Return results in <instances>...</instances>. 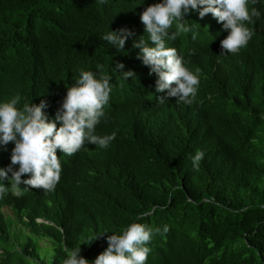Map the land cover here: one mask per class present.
Listing matches in <instances>:
<instances>
[{
  "label": "trees",
  "instance_id": "obj_1",
  "mask_svg": "<svg viewBox=\"0 0 264 264\" xmlns=\"http://www.w3.org/2000/svg\"><path fill=\"white\" fill-rule=\"evenodd\" d=\"M155 2L0 0V102L19 94L22 108L45 99L52 118L88 69L111 77L96 132L115 133L107 148L85 144L70 156L57 150L62 170L53 191L21 183L22 195L10 190L0 199V264H63L78 246L91 262L107 247L105 237L131 222L160 229L146 264H264V0L249 4L260 16L235 54L221 53L227 31L210 13L185 17L197 38L180 33L166 46L189 70L199 69L198 91L191 103L173 97L163 104L156 74L132 46L147 38L140 13ZM122 27L135 33L124 49L103 39ZM117 62L136 77L124 79ZM12 147L0 149V166L10 163ZM197 150L204 157L194 168Z\"/></svg>",
  "mask_w": 264,
  "mask_h": 264
},
{
  "label": "clouds",
  "instance_id": "obj_2",
  "mask_svg": "<svg viewBox=\"0 0 264 264\" xmlns=\"http://www.w3.org/2000/svg\"><path fill=\"white\" fill-rule=\"evenodd\" d=\"M255 2L157 0L140 13L147 38L142 35L133 39L132 46L139 49L137 58L149 67V73L157 76L156 92L164 93L157 96L159 103L163 104L173 97L178 102L191 103L198 91L199 69L196 72L189 70L176 48L166 46V41L176 40L180 33L190 32L193 40L197 38L198 32L193 25L185 23V17L193 11L200 18L210 13L227 31L226 37L220 41L221 53L226 50L235 54L248 44L254 34L248 24L254 22L253 17L260 16L256 8H249V4ZM134 36L131 29L122 27L108 31L103 39L115 48L124 49L126 41ZM100 67L97 65L98 69ZM114 68L120 70L124 79L136 77L132 69L124 70L122 62H117ZM110 80L108 75L98 76L93 71L82 70L73 86L67 88L52 118L43 111L48 107L44 100L38 104L24 102L21 108L18 105L22 97L16 94L8 101L0 102V149L6 150L9 142L13 144L10 163L0 166V199L10 190L17 197L22 195L21 183L30 188L53 191L62 170L57 150L70 156L85 144L100 148L109 146L115 133L101 136L97 134L96 126L106 116L105 106L109 103L112 90ZM203 157V150H197L191 156L194 168H198ZM24 174L30 175L22 179ZM158 231L160 229H153L145 223L131 222L120 234L111 233L105 237L107 247L94 261L90 262L82 256L78 246L68 253L63 264H146L151 251L149 242L154 232ZM164 231H167V226ZM102 233L109 232L97 234L91 242Z\"/></svg>",
  "mask_w": 264,
  "mask_h": 264
},
{
  "label": "bare ground",
  "instance_id": "obj_3",
  "mask_svg": "<svg viewBox=\"0 0 264 264\" xmlns=\"http://www.w3.org/2000/svg\"><path fill=\"white\" fill-rule=\"evenodd\" d=\"M141 31H142V30H141ZM143 31H144V30H143ZM140 34H141V33H140ZM138 35H139V34H138ZM144 35H145V34H144ZM146 35H147V34H146ZM139 36H140V35H139ZM135 39H137V38H135ZM196 52H197V51H196ZM196 52H195V53H196ZM195 53H194V54H195ZM191 54H192V53H191ZM186 56H187V55H186ZM195 56H196V55H195ZM135 59H136V58H135ZM135 59H134V61H135ZM138 61H139V60H138ZM138 61H137V62H138ZM251 61H252V60H251ZM135 62H136V61H135ZM137 62H136V65H138ZM140 63H141V62H140ZM192 63H193V62H192ZM141 64H142V63H141ZM187 64H188V63H187ZM199 65H200V64H199ZM210 65H211V63H210ZM219 65H220V63H219ZM212 66H213V65H212ZM217 66H218V65H217ZM188 67H189V66H188ZM240 67H241V66H240ZM85 69H86V68H85ZM190 69H191V68H190ZM193 69H194V68H193ZM193 69H192V70H193ZM197 69H198V68H197ZM206 69H207V67H206ZM79 70H80V69H79ZM87 70H88V69H87ZM42 72H43V71H42ZM80 72H81V71H80ZM80 72H79V73H80ZM38 74H39V73H38ZM75 76H76V75H75ZM76 77H77V76H76ZM36 79H37V77H36ZM1 81H2V80H1ZM43 82H44V81H43ZM71 84H72V83H71ZM73 84H74V83H73ZM117 85H118V84H117ZM0 88H1V87H0ZM51 88H52V87H51ZM40 94H41V93H40ZM42 95H43V94H42ZM157 95H158V96H163L164 93H157ZM39 96H40V95H39ZM144 96H145V95H144ZM45 97H46V96H45ZM43 98H44V96H43ZM40 99H41V97H40ZM42 100H43V99H42ZM44 100H45V99H44ZM97 132H98V131H97ZM100 132H101V131H100ZM98 133H99V132H98ZM47 195H48V194H47ZM28 206H29V205H28ZM38 206H39V205H38ZM36 208H37V207H36ZM2 212H3V211H2ZM178 212H179V211H178ZM27 214H28V213H27ZM23 215H24V214H23ZM0 220H1V219H0ZM51 220H52V219H51ZM3 221H4V220H3ZM1 222H2V221H1ZM37 222H42V220H37ZM113 222H114V221H113ZM50 223H51V222H50ZM49 228H50V226H49ZM9 230H10V229H9ZM0 231H1V229H0ZM13 232H14V231H13ZM14 233H15V232H14ZM16 233H17V232H16ZM1 235H2V233H1ZM6 235H7V234H6ZM8 236H9V235H8ZM6 237H7V236H6ZM15 237H16V236H15ZM8 243H9V242H8ZM36 243H37V242H36ZM68 243H69V242H68ZM68 243H67V244H68ZM67 244H66V245H67ZM70 244H71V241H70ZM38 245H39V244H38ZM68 246H69V245H68ZM27 248H28V247H27ZM94 260H95V259H94Z\"/></svg>",
  "mask_w": 264,
  "mask_h": 264
},
{
  "label": "rangeland",
  "instance_id": "obj_4",
  "mask_svg": "<svg viewBox=\"0 0 264 264\" xmlns=\"http://www.w3.org/2000/svg\"><path fill=\"white\" fill-rule=\"evenodd\" d=\"M3 214L6 216V218H8L9 216H12V212L8 208H5L3 210ZM19 229L20 228H18V230ZM21 234L24 235L25 233L22 231ZM39 244H40V248L42 249L41 252L43 253L44 249L47 248V243H44L43 241H40Z\"/></svg>",
  "mask_w": 264,
  "mask_h": 264
}]
</instances>
